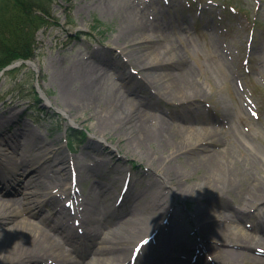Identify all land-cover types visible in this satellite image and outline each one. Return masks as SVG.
Here are the masks:
<instances>
[{
    "label": "rangeland",
    "instance_id": "374dc122",
    "mask_svg": "<svg viewBox=\"0 0 264 264\" xmlns=\"http://www.w3.org/2000/svg\"><path fill=\"white\" fill-rule=\"evenodd\" d=\"M54 14L55 24L38 33L37 53L42 54L33 59L38 69L27 65L0 77V116L27 126L49 149L48 156L63 155L72 166L65 178L75 191L69 197L59 186L52 195L65 200L57 207L82 206V195L98 180L107 183L103 201L114 203L125 182L129 189L125 201L135 207L133 214L162 229L155 237L150 234L140 250L143 236L131 241L138 252L131 263L159 264L164 257L161 250L169 244L181 264H258L248 256L251 253L264 260V0H56ZM131 22L150 24L151 37L141 39L136 29L133 33L124 29ZM153 60L166 66L159 69L160 76L144 69ZM70 70L75 76V84L69 77L71 87L76 90L82 88L83 70L95 78L92 87L103 98L101 103L77 106L64 99V79ZM169 71L189 77L188 93L183 89L173 93ZM34 87L43 93L41 107L47 114L33 104ZM21 88L26 91L20 92ZM105 98L135 113L138 108L148 111L153 116L147 119L151 127L178 129L192 118L191 127L204 132L197 131L194 139L183 142L186 148L162 146L161 140L138 144L131 117L123 120L122 112L113 111L111 120L100 124L108 107ZM9 122L0 127L5 128V138L16 129ZM73 127L87 130L88 135L71 152L65 139ZM212 132L214 136L208 138ZM218 150H232L244 173L235 174L239 184L234 188H226V180L202 161L204 154ZM31 151V156L36 154L34 148ZM22 152L13 153L11 160L19 159ZM33 158L36 164L45 162L44 157ZM1 164L2 171L13 166L9 161ZM51 176L56 178L57 173ZM45 182L54 186L51 178ZM255 185L262 189V198L237 219L238 206ZM9 190L13 196L9 204L23 199L21 187ZM48 205L41 204L43 214L54 217L56 207ZM149 207L160 214L149 216ZM85 225L98 228L96 221ZM104 225L90 235L87 249L99 245L104 232L122 231L114 220ZM242 235L257 240L253 248L237 242ZM62 245L66 252L72 251L69 243ZM114 255L127 262L122 253L110 256ZM85 262L93 264L89 259Z\"/></svg>",
    "mask_w": 264,
    "mask_h": 264
},
{
    "label": "bare ground",
    "instance_id": "6f19581e",
    "mask_svg": "<svg viewBox=\"0 0 264 264\" xmlns=\"http://www.w3.org/2000/svg\"><path fill=\"white\" fill-rule=\"evenodd\" d=\"M124 29L127 31L130 29L131 33L136 29V32L141 39H149L151 37L148 34V29H151V25L147 22H131V24H127V27H124ZM157 45H159V41L155 44L157 50H159L162 45L159 47ZM168 52L171 53L172 50H168ZM156 60L145 63L144 65L146 66L144 69H146L149 74L160 76V73L162 72H160L159 69H161V67L163 68L165 65L162 61L159 62ZM169 72L171 74L173 73L172 71ZM167 75L170 78L167 80L172 84V87H174L173 93L177 94L182 89H190L191 83L189 77H184L175 73L171 76L169 74ZM81 76L83 78L82 88L76 90L71 87V81L69 79V77H72V82L75 84L73 81L75 76L73 75L72 70L68 72L66 79H64V99L67 102L76 103L77 106L95 104L97 101H100L101 103L103 98H100L92 87L95 78L87 72V70H83ZM185 92L188 93L186 90ZM105 100V105L108 106L106 107L107 112H105L106 114L103 116V120L100 121V124H103L104 122L108 123L113 117V111L122 112L123 115L121 116L123 120H127V117H131L129 119L130 126L131 128L133 127V131L136 132L134 134V141H137L138 144H143V141L153 142L161 140L160 145L162 146L175 144L173 146L174 148H181L185 145L183 142L187 140L190 141L196 137L197 131L204 132L203 130H196L194 129L195 127H191L192 124H189V122H193L192 118L186 120L187 122L185 124L183 123V126L178 129H175L173 126H170L168 129H164L163 126L151 127L147 124V119H152L153 116L150 115L148 111H140L138 108L135 113L132 108L130 111L113 99L105 98ZM14 120H17V117H14ZM161 120H163V118H161ZM4 121H11L7 125L12 126L14 124L16 125V129L12 131L11 136L9 135L8 138H5L4 151H0L1 163L3 159V163L9 161L13 164L12 167H9L6 173L0 170V264H88L85 262L88 259L93 261V264H113L119 262L118 259L120 258L116 255H110L117 251L119 255L122 253L127 256L124 260L130 259L132 255L131 252L134 248H131V241L140 236H143L141 239L145 238L151 232L154 225L151 227L152 224L144 222V219L136 216V214L134 215V206L128 207L129 213L125 215V217L115 214L112 211L113 206L110 203H105L101 196L102 188H104L107 183L100 182L99 180L94 183L93 190L91 189L87 191V195H90V197H85L81 200L84 204H90L89 210L85 214L74 212L66 206H62L64 209L57 207L59 206L56 204L58 202L57 200L43 196V182H45L46 178H51V181L55 184V188L62 186L64 189H72L71 181H67L65 178L66 173L71 166L67 164L63 155H49V157V149L41 140H37L35 134L27 130V126L24 125L19 127L17 121L11 120L9 116H7L6 119L1 118L0 116V127H4L6 124ZM192 133H194L195 136ZM163 136L165 138H163ZM213 136L214 133L208 134L207 137L212 138ZM171 137L172 139L174 138V143H171ZM180 138H185V140L182 141ZM198 142L199 141H195V143ZM213 143H215V141ZM32 147L36 152L33 156L30 154L33 149ZM186 147L187 146H184L182 148ZM19 149H22L23 151L21 157L16 159V161H14V159L11 160L13 153H18ZM231 151H213L209 156L204 154V159H202V161L207 163L212 170L221 176V178L226 180L224 186L230 189L239 184V179L235 178V174L240 171V173L244 175V173L241 172V168L235 163L236 160L233 159ZM34 156L44 157L45 162H38V164H36V160L33 158ZM219 156H227L228 160L223 161ZM51 173H57V177L53 178L54 176L52 175V177ZM210 183H213V181H210ZM15 185L21 187L24 197L21 200L22 202H12L9 204L7 200L13 197L12 194L9 193V189ZM126 190L129 191V189ZM250 190L251 191L248 192L247 197L242 201V205L237 208V219H239L238 214L244 213V210L247 208H252L256 201L262 198V189L259 186L255 185ZM154 193L158 196L155 191ZM159 198L161 199L160 196ZM41 204H49L50 206L52 205L53 208L56 207L54 217L51 215H44L43 210L40 207ZM146 212L149 216L156 215L157 217V214H160V211L155 207H149ZM37 217V220L41 222V224L35 222ZM111 220L117 222L122 231H119L118 234L108 235L107 232H104V228V235L102 234L101 237L99 236V245L87 249L90 246L88 242L81 244L72 240V237H75V222H82V225H79V227H83V230L87 229L86 234L89 231L92 235L99 233L102 230V225L109 223ZM147 220L151 222L150 217ZM87 221H96L98 223V228L93 230L91 227H86L85 223ZM56 229H58V232L53 234V231ZM63 231L66 232L65 239H67V241L70 240L72 243L71 252H66L62 245L65 240L63 237ZM67 233H69L68 236ZM58 237L61 241L57 240ZM255 241L257 240H254L253 238L251 239L249 235H242L238 238L237 242L246 247L249 246L253 248V243ZM117 244H120L119 249ZM251 244L253 246H251ZM173 246V244H169L168 246L166 245L167 249L165 248L164 250H161L164 257L162 261L160 260L159 264H165V260L167 261L166 264H181L179 260H177V255L173 254ZM256 252L261 253L263 251L257 249ZM242 255L246 256L247 254ZM256 255V253H251L248 256L253 258V262L262 264L264 260Z\"/></svg>",
    "mask_w": 264,
    "mask_h": 264
},
{
    "label": "trees",
    "instance_id": "16d2710c",
    "mask_svg": "<svg viewBox=\"0 0 264 264\" xmlns=\"http://www.w3.org/2000/svg\"><path fill=\"white\" fill-rule=\"evenodd\" d=\"M55 1L0 0V70L16 60L37 55L38 32L55 24ZM21 68L7 73L19 72ZM36 99L39 102V97ZM70 134L74 135L73 131Z\"/></svg>",
    "mask_w": 264,
    "mask_h": 264
},
{
    "label": "water",
    "instance_id": "95a60500",
    "mask_svg": "<svg viewBox=\"0 0 264 264\" xmlns=\"http://www.w3.org/2000/svg\"><path fill=\"white\" fill-rule=\"evenodd\" d=\"M15 65H16V64H11V65L5 67V68L0 72V75H1L5 70L10 69L11 67H13V66H15Z\"/></svg>",
    "mask_w": 264,
    "mask_h": 264
}]
</instances>
